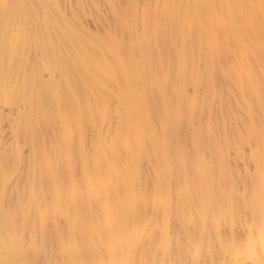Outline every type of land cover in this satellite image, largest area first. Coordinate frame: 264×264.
I'll use <instances>...</instances> for the list:
<instances>
[{
  "label": "bare ground",
  "instance_id": "bare-ground-1",
  "mask_svg": "<svg viewBox=\"0 0 264 264\" xmlns=\"http://www.w3.org/2000/svg\"><path fill=\"white\" fill-rule=\"evenodd\" d=\"M0 264H264V0H0Z\"/></svg>",
  "mask_w": 264,
  "mask_h": 264
}]
</instances>
